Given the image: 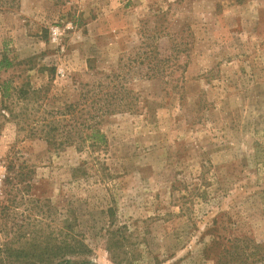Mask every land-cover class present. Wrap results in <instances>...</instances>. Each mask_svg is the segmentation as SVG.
<instances>
[{
    "label": "rangeland",
    "instance_id": "1",
    "mask_svg": "<svg viewBox=\"0 0 264 264\" xmlns=\"http://www.w3.org/2000/svg\"><path fill=\"white\" fill-rule=\"evenodd\" d=\"M241 1L0 10V264H264V0ZM113 72L137 99L106 147L49 144L51 107Z\"/></svg>",
    "mask_w": 264,
    "mask_h": 264
},
{
    "label": "trees",
    "instance_id": "2",
    "mask_svg": "<svg viewBox=\"0 0 264 264\" xmlns=\"http://www.w3.org/2000/svg\"><path fill=\"white\" fill-rule=\"evenodd\" d=\"M19 1L20 0H0V10L7 11L17 9L19 7ZM235 1L238 4L242 3L241 0ZM169 60V57L161 60L158 66L160 71L157 68L154 70V68L151 67V69H148L149 72L156 71L157 73H165L168 68L167 62H169ZM0 66L6 68L8 63L1 61ZM89 69L91 68L89 67ZM100 75L92 82L81 83L78 98L75 102L64 104L63 110L51 107L49 112L51 118H54L58 113L62 115L64 112L65 115L69 116L68 120H71V123L68 124V120L65 125L54 123V120L47 123L46 125L49 127L50 131L49 134L53 135L47 137L49 144L53 146H64L65 144L71 146L74 144V140H77L75 146L76 150L79 152L83 149H88L100 153V151L106 147L107 137L101 128L103 121L115 113L132 110L135 106L133 101L137 99V96L132 89L122 85L126 80L125 75H116L114 72L112 75ZM102 77L104 78L101 79ZM43 91L44 90L32 91V98L34 102L39 104L38 107H41L43 104L44 97L42 93L46 94L47 92ZM21 93L26 97V92L21 91ZM58 135H60L62 139L57 140ZM263 259L264 253L260 260Z\"/></svg>",
    "mask_w": 264,
    "mask_h": 264
}]
</instances>
